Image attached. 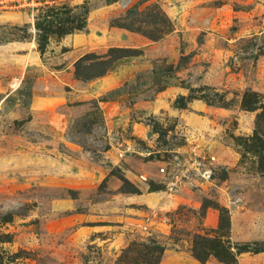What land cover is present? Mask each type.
Instances as JSON below:
<instances>
[{
  "label": "rangeland",
  "instance_id": "obj_1",
  "mask_svg": "<svg viewBox=\"0 0 264 264\" xmlns=\"http://www.w3.org/2000/svg\"><path fill=\"white\" fill-rule=\"evenodd\" d=\"M54 1L47 18L65 28L87 8L86 47L63 43L74 30L49 36L41 51L34 23L51 5L0 3L8 264H124L123 250L148 239L164 246L160 264H224L190 251L194 234L217 227L219 208L231 240L264 246V145H244L258 110L241 106L245 91L264 96V0ZM148 46L147 64L173 87L137 74L135 102L147 109L130 105L129 120L141 124L109 129L88 115L101 95L96 80ZM31 54L42 72L24 84ZM61 95L67 102L55 105ZM235 264H264V250L241 253Z\"/></svg>",
  "mask_w": 264,
  "mask_h": 264
},
{
  "label": "trees",
  "instance_id": "obj_2",
  "mask_svg": "<svg viewBox=\"0 0 264 264\" xmlns=\"http://www.w3.org/2000/svg\"><path fill=\"white\" fill-rule=\"evenodd\" d=\"M56 8L57 6L51 5L38 9L43 12H39L38 17L41 20H36L34 26L41 51L49 36L55 35L62 37L72 33L74 30H84L86 27L87 8L83 9L81 14L83 16L82 19L78 20L76 25H71L68 28H65L63 26L64 22L60 20L54 24L50 20L51 18H47L55 14L54 9ZM72 21L70 22L72 23ZM192 92L193 90L191 89L187 99L195 98V96H192ZM179 99L182 100L184 97L181 96ZM206 101L208 104L210 103L209 99ZM177 106L184 107V104H177ZM241 106L246 110H258L254 121L253 132L245 139L244 145L247 146L248 150L262 148L264 145V96L252 91H245L241 99ZM245 146L244 152L247 151ZM219 211L220 216L217 227L212 228L209 233L194 234L190 251L195 259L200 262H205L212 257L224 264H235L241 253H259L264 250L263 244L258 242L249 243L231 240L229 217L226 215L225 209L219 208ZM10 240V234L0 232V264H8L12 258L2 247L4 242ZM163 250L164 246L152 239H148L147 242L135 241L123 250L119 260L124 264H160V257Z\"/></svg>",
  "mask_w": 264,
  "mask_h": 264
},
{
  "label": "crops",
  "instance_id": "obj_3",
  "mask_svg": "<svg viewBox=\"0 0 264 264\" xmlns=\"http://www.w3.org/2000/svg\"><path fill=\"white\" fill-rule=\"evenodd\" d=\"M1 17L2 16L0 15V19H2ZM64 41L65 42L63 43H70L75 47H86L89 39L86 31L79 30L76 33L70 34L68 37H65ZM121 45L126 46L127 44L124 43ZM152 52L153 48L151 46H148L147 48L142 49L141 54L134 56L130 60L117 63L115 66H113L111 71L99 77L96 80V84L100 88V91H97L96 94L101 95L99 96L100 98H95L97 106L95 110L89 112L88 115L93 116L98 114L103 119V121H105L107 128L113 129L128 122L130 111L132 109L130 105H132L134 109L135 107H138L140 109H147L146 100L142 99L141 101L135 102V99L139 97V91H136L133 85L135 84V78L137 74L141 72L144 73L145 76H149V79L147 78L146 80L148 84L150 83L158 86L173 87L169 82H164L163 78H161L162 76L157 77V75L159 76V72L152 71L151 66L147 64L150 60V57H153ZM30 58L32 59V62L26 65L20 78L24 84L27 81L34 83V80H37L38 76L42 72V70H40L39 68L40 66L37 60L38 58L34 54H31ZM32 66L34 68L33 70L39 72L37 73V75L32 74ZM11 93L12 92L6 94L5 99L9 97ZM27 93L31 94L32 97L36 96L35 101H38L40 95L39 93L30 90L27 91ZM114 93L117 94L118 97L113 96ZM67 100V97H63L61 95L59 97H54L52 99V102L55 105H62L65 104ZM125 102H127L128 104H126ZM129 121L131 122L133 127L135 125L141 124V122L134 117H131Z\"/></svg>",
  "mask_w": 264,
  "mask_h": 264
},
{
  "label": "built area",
  "instance_id": "obj_4",
  "mask_svg": "<svg viewBox=\"0 0 264 264\" xmlns=\"http://www.w3.org/2000/svg\"><path fill=\"white\" fill-rule=\"evenodd\" d=\"M0 3L7 5H23L31 7V9L37 7V5H54V0H0Z\"/></svg>",
  "mask_w": 264,
  "mask_h": 264
}]
</instances>
